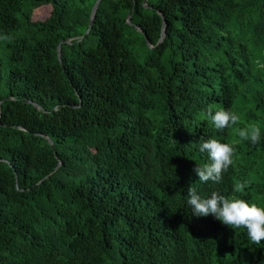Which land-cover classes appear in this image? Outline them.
<instances>
[{
	"label": "trees",
	"instance_id": "obj_1",
	"mask_svg": "<svg viewBox=\"0 0 264 264\" xmlns=\"http://www.w3.org/2000/svg\"><path fill=\"white\" fill-rule=\"evenodd\" d=\"M95 1L0 0V264H264L186 198L264 208V0H100L84 36ZM208 139L235 149L219 183Z\"/></svg>",
	"mask_w": 264,
	"mask_h": 264
},
{
	"label": "clouds",
	"instance_id": "obj_2",
	"mask_svg": "<svg viewBox=\"0 0 264 264\" xmlns=\"http://www.w3.org/2000/svg\"><path fill=\"white\" fill-rule=\"evenodd\" d=\"M7 40L8 36L0 37ZM217 130L232 128L236 125L240 117L235 112L229 110H219L213 114L212 107L206 111ZM238 135L243 140H250L255 145L259 143L261 133L257 126H250L240 129ZM201 153L207 152L211 163L203 166H196L193 172L199 177V181L207 183H219L222 175L227 172L233 164L235 149L232 145L221 143L217 139H208L199 145ZM246 183H236L233 191L241 192L246 187ZM187 204L191 207L192 214L196 217L213 216L224 225L230 228H244L250 243L259 245L264 241V208L256 204H249L244 200L230 199L218 192H212L209 198H204L197 191L190 187L187 194Z\"/></svg>",
	"mask_w": 264,
	"mask_h": 264
},
{
	"label": "water",
	"instance_id": "obj_3",
	"mask_svg": "<svg viewBox=\"0 0 264 264\" xmlns=\"http://www.w3.org/2000/svg\"><path fill=\"white\" fill-rule=\"evenodd\" d=\"M133 1H134V0H133ZM146 1H147V0H144V2H143V6H144L145 8H147V6L145 5V2H146ZM99 2H100V0H96L95 3H94V5H93V7H92V9H91L88 28H87V30H86L84 36H86V35L89 33V31H90V29H91V27H92V24H93V21H94L95 15H96V11H97V8H98V5H99ZM131 15H132V9H130L129 12H128V14H127L126 22H127L129 25H131L133 29H135L136 31H139V32H140L141 30H140L137 26H134V25L131 24ZM162 21H163V22H162V25H163V26H162V29H161L160 39H159L158 43H157L154 47L151 46V43L149 42V40L147 39V37H145L146 44H147V46H148L149 48H156V47H158V46L163 42V40H164V38H165V30H166V26H165L164 18H162ZM69 43H71V40L67 39V40H63V41H61V42L58 44V46H57V56H58V59H59L60 63H61V60H60V54H61L60 47H61V44H69ZM26 103H31V102L28 101V102H26ZM31 104H32L33 106H35L37 109H40V107H39L36 103H31ZM54 110H55V109H54ZM47 141H48L49 145L51 146L52 150H54V144H53L52 140L49 139V138H47ZM58 166H59V164H58ZM44 179H46V177H45ZM44 179H43V180H44ZM37 185H38V184H37Z\"/></svg>",
	"mask_w": 264,
	"mask_h": 264
},
{
	"label": "bare ground",
	"instance_id": "obj_4",
	"mask_svg": "<svg viewBox=\"0 0 264 264\" xmlns=\"http://www.w3.org/2000/svg\"><path fill=\"white\" fill-rule=\"evenodd\" d=\"M208 237V236H207Z\"/></svg>",
	"mask_w": 264,
	"mask_h": 264
}]
</instances>
